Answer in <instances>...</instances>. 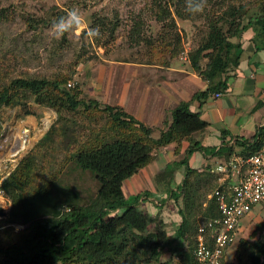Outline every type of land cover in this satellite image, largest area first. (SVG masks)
Instances as JSON below:
<instances>
[{
  "label": "rangeland",
  "instance_id": "374dc122",
  "mask_svg": "<svg viewBox=\"0 0 264 264\" xmlns=\"http://www.w3.org/2000/svg\"><path fill=\"white\" fill-rule=\"evenodd\" d=\"M259 1L206 0L202 11H194L190 9H194L196 1L178 5L176 0H0V10L6 15L0 17V77L51 79L65 75L68 78L66 89L77 94L78 99L93 101L94 73L103 71L107 63L172 64L176 67L182 64L189 69V58L208 41L213 24L224 35L232 33L237 24L247 22V15L259 13ZM232 5L236 9L244 5L249 13L242 14L240 21L231 18L217 22ZM70 10L79 11L85 27L57 38L52 26ZM28 17L34 20L45 17L51 22L32 28L27 22ZM101 20L107 23L102 28ZM115 23L117 27L110 37L108 27ZM96 27H99L100 35L89 38L88 28ZM244 37H253L252 28L242 40ZM232 41L238 40L233 38ZM206 62L207 57L201 60V65ZM113 125L107 114L94 107L88 112L78 108L57 113L36 103L29 93L22 95L20 105L0 110V186L22 161L32 156L33 165H23L31 168L29 174H22V193L42 192L44 199L35 205V213L41 214L48 207L50 211L54 205L90 204L99 184L94 174L78 167L74 157L79 150L95 148L103 140L112 142L106 136L119 133ZM204 200L208 201L207 210L212 200L207 197ZM45 201L51 205L39 211ZM174 201L175 204H168L170 208L162 215H157L164 222L163 229L174 235L182 217L189 220L191 226L183 247L173 246L160 258L161 263L167 264H179L180 252L185 250L187 242L192 243L196 228L208 215L190 212L191 216L189 208L192 205H188L187 197ZM11 205V200L0 188V207L6 212L0 221L6 220ZM180 207L183 208L181 216L178 213ZM140 210L146 211L141 207ZM43 214L46 217L48 213ZM240 225L243 228L234 247L230 248L227 260L235 255L236 264H247L252 246L264 241V202L256 204L250 220L243 218ZM5 227L8 226H0V245L4 247L10 240ZM24 227L14 226V230L18 232ZM144 255L143 250L134 253L128 248L107 264H139Z\"/></svg>",
  "mask_w": 264,
  "mask_h": 264
},
{
  "label": "trees",
  "instance_id": "16d2710c",
  "mask_svg": "<svg viewBox=\"0 0 264 264\" xmlns=\"http://www.w3.org/2000/svg\"><path fill=\"white\" fill-rule=\"evenodd\" d=\"M176 1L178 5L184 2H198V0ZM259 2L261 3L260 10L257 11L259 13L253 15H247L249 11L244 5H240L238 9L232 5L223 12L217 22L231 18L240 21L242 14L247 15V22L243 25L237 24L233 32L226 35L213 24L214 27L208 34V41L189 58L193 71L208 84L206 91L196 93L192 97L200 103V106L210 95L222 94L227 90V82L230 78L227 74L235 71L240 64L244 52L242 38L248 30L252 28L251 42L255 50H264V0ZM0 17H6L4 10H0ZM27 22L33 28L38 24L47 25L51 21L45 17L37 20L28 17ZM99 23L101 28L107 24L105 20ZM116 27V23L108 27L110 37L113 36ZM233 38L238 41L233 42ZM206 57L207 62L202 66L201 60ZM222 76L225 78L221 79ZM67 79L65 75L51 79L0 77V110L2 107L20 105L22 95L29 93L36 103L52 108L57 113L61 110L78 108L88 112L94 107L107 114L114 123L113 128L119 133L106 136L111 138L112 142L103 140L95 148L79 150L74 157L81 170L94 174L99 184L96 197L90 204L54 205L50 211L48 205L50 206L51 203L45 201L38 210L41 211L45 206L48 210L37 214L35 205L44 199L42 192L39 190L29 195L22 193L24 184L22 174L26 176L31 168L29 165H23L24 163L33 165L34 159L30 156L22 161L0 186L1 191H5L12 202L8 217L5 221H0V226H8L5 227L8 232L5 234L10 238L7 246L0 245V264H67L68 262L107 264L113 257L119 256L124 249L128 251V248L134 253L144 251L146 255L139 264H167L161 263L160 258L173 246L183 247L191 222L182 217L174 235L171 236L163 229L162 218L139 209L141 196L125 198L122 186L126 180L152 161L154 150L173 142L180 143L191 134L204 130L207 123L201 120L200 110L193 112L190 102L180 103L171 112V124L168 129L162 132L157 140H153L151 129L136 121L121 108L101 106L95 100L85 102L78 99L77 94H72L66 89ZM43 139L45 140L46 136ZM240 146L244 150L241 156L245 158L262 149L264 127L259 129L251 143L243 141ZM189 152H192V149ZM189 172L183 181L182 189L171 193L174 196L172 199L179 200L182 194L183 198L187 197L184 195L188 189ZM216 207L213 197L212 205L206 210L207 219L218 216ZM43 213L49 215L45 217ZM178 213L182 215V207ZM23 225L26 227L15 232L14 226ZM193 241L185 242L186 248L180 252L181 256L176 253L180 256L179 264H196L193 258L195 246ZM247 264H264V241L252 246Z\"/></svg>",
  "mask_w": 264,
  "mask_h": 264
},
{
  "label": "crops",
  "instance_id": "0c3cea01",
  "mask_svg": "<svg viewBox=\"0 0 264 264\" xmlns=\"http://www.w3.org/2000/svg\"><path fill=\"white\" fill-rule=\"evenodd\" d=\"M242 49L240 64L227 74L230 76L227 90L218 99L215 94L210 95L201 106L192 97L206 91L208 84L190 64L188 69L182 64L176 67L112 62L107 63L103 71L94 73L95 101L121 108L150 128L153 140L168 129L171 112L183 102H190L193 112L200 110L201 120L207 123L204 130L180 143L173 142L154 150L152 161L123 183L125 198L141 196L139 209L162 215L170 208L168 204H175L171 193L182 189L190 170L184 195L189 199L188 205H192L189 214H207L208 201L204 197L213 198L215 167L233 155L241 156L244 150L240 143H251L264 127V50L256 51L251 37H244ZM197 146L199 148H194ZM190 149L192 152L188 153ZM199 198L201 200L194 204ZM204 217L208 220V215ZM246 219L250 220V215Z\"/></svg>",
  "mask_w": 264,
  "mask_h": 264
},
{
  "label": "built area",
  "instance_id": "2783aa9c",
  "mask_svg": "<svg viewBox=\"0 0 264 264\" xmlns=\"http://www.w3.org/2000/svg\"><path fill=\"white\" fill-rule=\"evenodd\" d=\"M215 172L213 197L218 216L197 227L193 258L196 264H236V256L229 261L227 254L242 228L240 221L264 202V146L248 158L233 155L217 165Z\"/></svg>",
  "mask_w": 264,
  "mask_h": 264
},
{
  "label": "clouds",
  "instance_id": "9594fccd",
  "mask_svg": "<svg viewBox=\"0 0 264 264\" xmlns=\"http://www.w3.org/2000/svg\"><path fill=\"white\" fill-rule=\"evenodd\" d=\"M206 4V0H198V3L195 5L194 11H202ZM82 27H85L82 17L78 10H70L67 12L65 17H61L55 24L52 26L53 34L59 38L62 37L66 32L70 31H79ZM89 38H95L100 35L99 27L88 28ZM213 196V195H212Z\"/></svg>",
  "mask_w": 264,
  "mask_h": 264
},
{
  "label": "water",
  "instance_id": "95a60500",
  "mask_svg": "<svg viewBox=\"0 0 264 264\" xmlns=\"http://www.w3.org/2000/svg\"><path fill=\"white\" fill-rule=\"evenodd\" d=\"M6 212L0 207V217H4Z\"/></svg>",
  "mask_w": 264,
  "mask_h": 264
}]
</instances>
